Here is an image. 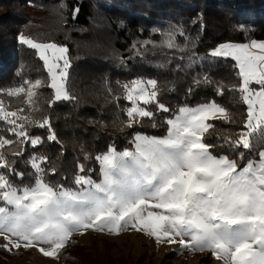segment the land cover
Segmentation results:
<instances>
[{
	"label": "snow or ice",
	"instance_id": "6c2138e0",
	"mask_svg": "<svg viewBox=\"0 0 264 264\" xmlns=\"http://www.w3.org/2000/svg\"><path fill=\"white\" fill-rule=\"evenodd\" d=\"M65 8L61 0L64 24ZM70 11L75 20L80 8L77 5ZM152 31L162 39L133 44L136 56L143 58L142 49L149 46L178 52L182 62L188 61L187 65H176L178 71L205 61L234 62L239 83L228 84L204 73L193 78L188 93L202 86L212 88L217 96H223L225 90L238 93L232 102L246 105L243 129L218 136L216 144L209 143L208 137L226 131L216 122H237L235 114L215 99L172 110L160 99L164 89L157 79L118 80L117 93L105 78L104 89L111 102L119 107V100L124 99L130 105L121 109L127 117L120 121L121 132L148 121L153 128L166 125V135L134 131L128 141L131 150H117L113 143L95 156L85 153L83 161L76 163L71 181L74 187L49 180L48 176L55 177L59 171L55 159L33 152L25 161L32 170L25 182V174L16 165L25 157L27 147L39 149L46 139L60 146L61 155L64 151L51 116L31 115L43 111L36 106V90H52L49 108L58 102L75 104L78 98L70 86L69 48L20 34L19 42L37 51L49 80L47 84L25 80L6 93L0 90V123L8 125V135L0 133V235L7 241L6 251L36 248L43 257L59 260L61 250L74 243V235H84L88 230L106 235L135 230L154 238L158 245L178 243L181 250L208 251L222 264H264V42H225L206 57H199L189 51L195 43L182 25ZM116 59L124 67L130 57ZM169 64L171 59L157 67L166 69ZM168 91H174V85ZM4 94L26 96L30 111L7 110ZM157 112L169 115L157 123ZM29 128L46 129L47 137L31 135ZM215 148L226 151L217 155ZM90 161L99 166V181L90 175L94 169L85 163Z\"/></svg>",
	"mask_w": 264,
	"mask_h": 264
},
{
	"label": "trees",
	"instance_id": "16d2710c",
	"mask_svg": "<svg viewBox=\"0 0 264 264\" xmlns=\"http://www.w3.org/2000/svg\"><path fill=\"white\" fill-rule=\"evenodd\" d=\"M60 3L61 0H0V90L6 93L11 88L22 86L25 80L48 83V74L36 51L17 41V37L23 34L37 42H55L69 48L72 63L70 86L78 98L75 104L58 102L49 108L52 90L47 87L36 90V106L43 111L31 112V115L37 118L51 116L64 151L61 155L60 146L48 143L46 139L39 149L27 147L25 157L20 158L16 165L25 174V182L32 171L25 161L33 152L55 159L59 171L55 177L48 176L49 180L74 187L71 181L76 163L77 160L83 161L85 153L95 156L105 152L113 143L117 150H131L128 141L134 131L157 137L166 135V125L153 128L148 121L142 127L121 132L120 121L127 119L121 109L130 105L124 99L119 100V107L116 102H111L104 89L105 78L110 80L112 89L117 93L120 92L116 84L118 80L127 81L135 77L157 79L164 89L160 99L172 110L185 104L192 106L215 99L235 114L237 122L230 125L216 122L219 128L226 131L208 137L209 143L216 144L218 136L243 129L246 105L232 102L234 96L238 98V93L225 90L223 96H217L207 86L194 88L191 94L188 93L193 78L204 73L228 84L239 83L235 76L238 69L232 67L233 61H205L178 71L176 65L188 63L187 59L182 62L178 58L180 53L149 46L146 50L142 49L144 55L141 58L134 54L132 45L146 40H161L162 36L153 34L152 30L167 31L172 24L182 25L188 36L193 38L195 47L189 51L199 57H206L210 50L225 42L264 41V0H64L66 24L61 22ZM77 5L80 11L72 20L70 9ZM21 6L30 8L37 15L26 14ZM174 55L177 58H173ZM117 56L130 57L126 66H120ZM169 59L171 64L166 69L157 67ZM171 85H174V91H168ZM3 100L9 111L18 108H24L26 113L30 111L25 102L26 96L8 97L4 94ZM168 115L157 112V123H162ZM7 127L0 123V133L7 136ZM29 132L47 137L46 129L29 128ZM225 151L213 149L217 155ZM85 163L94 169L90 173L92 178L99 181V166L94 161ZM65 176L67 179H64ZM72 241L74 243L69 242L61 250L60 264H116L108 246L97 250L77 240ZM21 253L6 251L0 245V264H9Z\"/></svg>",
	"mask_w": 264,
	"mask_h": 264
},
{
	"label": "rangeland",
	"instance_id": "374dc122",
	"mask_svg": "<svg viewBox=\"0 0 264 264\" xmlns=\"http://www.w3.org/2000/svg\"><path fill=\"white\" fill-rule=\"evenodd\" d=\"M20 8L30 16L37 15L28 7L24 8V6H21ZM17 41L19 42L18 37ZM73 239L81 244L92 246L97 250L103 249L104 245L108 246L116 264L121 262V264H222L221 261L215 260L208 251L191 252L187 249L181 250V246L178 243H161L158 245L154 238L143 233H137L135 230L125 231L119 235H106L88 230L84 235H74ZM6 244L7 241L4 239V236L0 235V245L5 246ZM8 247L11 248V245H8ZM11 252L22 253L20 257L11 260L9 264H22L25 262L33 264H60L59 260L43 257L36 248H12Z\"/></svg>",
	"mask_w": 264,
	"mask_h": 264
}]
</instances>
